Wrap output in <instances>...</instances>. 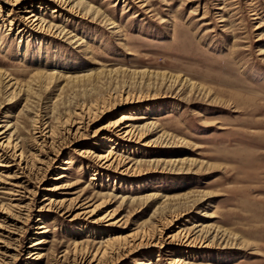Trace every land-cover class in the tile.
Instances as JSON below:
<instances>
[{
    "label": "rangeland",
    "instance_id": "rangeland-1",
    "mask_svg": "<svg viewBox=\"0 0 264 264\" xmlns=\"http://www.w3.org/2000/svg\"><path fill=\"white\" fill-rule=\"evenodd\" d=\"M30 1L68 33L0 0V264H264V0Z\"/></svg>",
    "mask_w": 264,
    "mask_h": 264
},
{
    "label": "bare ground",
    "instance_id": "bare-ground-1",
    "mask_svg": "<svg viewBox=\"0 0 264 264\" xmlns=\"http://www.w3.org/2000/svg\"><path fill=\"white\" fill-rule=\"evenodd\" d=\"M11 2L12 3V9L10 10V14H12L14 11L18 13V17H20L22 20V24L19 26V32L20 33H25L26 30H27V27L29 28H35V29H40L41 31L43 30H46V31H50L52 29H55L56 31L58 30L59 33H68L67 30H65V28L63 26H56L55 24L51 23V22H46L45 19H43L41 16H40V13L35 9V7L33 6V3L34 2H28V0H7V2ZM40 4H44V2H53V4H55V6L51 9V12L52 13H58L60 11V9L69 1L71 0H40ZM77 3V2H76ZM75 3V5H76ZM69 4V3H68ZM70 6V5H69ZM74 7V5H73ZM72 7L70 6V9ZM90 8L88 9V12L90 11ZM73 9V8H72ZM92 9V8H91ZM87 12V13H88ZM20 13V14H19ZM96 15H97V12H96ZM12 23V20L9 22V24ZM112 24V22L110 23ZM114 25V24H113ZM76 37V36H75ZM1 77V76H0ZM177 78V77H176ZM2 81V80H1ZM174 82V80H173ZM15 83V82H14ZM13 85V84H12ZM127 119L128 117L124 114L120 117V119L114 124V125H111L112 129H114L115 132H118L119 135H121V137H127L129 138V136L131 135V132L133 131V126L127 122ZM116 128H118L117 130H115ZM8 127L4 130V131H0V165H3L4 167H8L10 168L11 166H14V158L19 157V161L18 163L22 161V157H23V154H22V150L16 154V145H10L9 143V139L6 138V131H7ZM42 131V130H41ZM166 137L170 136L168 134L165 135ZM171 137V136H170ZM168 137V138H170ZM172 138V137H171ZM8 152H11L10 155H8L7 153ZM113 157V155H111L110 152L108 153H105V154H100L97 156V161H99L101 163V166L104 165V167H109V165H111L113 161H110V158ZM25 162V161H24ZM20 165V164H19ZM25 167V166H24ZM61 169H64V168H61ZM62 175H58L57 177H61ZM91 179H95L94 177H92ZM22 183V182H21ZM57 187L59 186H55L54 188L56 189ZM20 188V187H19ZM53 188V189H54ZM19 190V189H18ZM17 191V190H16ZM19 195V194H17ZM151 194H148L147 196H150ZM198 196V195H197ZM196 196V197H197ZM186 199H188L186 196L184 197ZM22 199V198H21ZM47 199V198H46ZM198 198H195L192 199L194 201H196ZM20 200V199H19ZM55 204V203H54ZM2 206V204L0 205ZM15 206V205H13ZM46 206H52V204L50 205V202L46 204ZM8 207V206H7ZM7 207H5V209L3 208L4 212L7 214L4 216V220L6 223L4 225L5 228L9 227L11 229H8L7 233L3 232V233H0V243L3 244V247H11L10 244L12 243H9V241H7V239L11 240V239H15V242H18L19 241V238L18 236L20 237V233L23 232V226H20V223L21 222V213L20 212H13L14 209H12L13 211L7 209ZM12 207V206H11ZM20 207V206H19ZM43 207V206H42ZM160 208V206H158V209ZM2 210V211H3ZM68 211V210H67ZM85 212H89L90 215L91 213H93V210H87ZM26 219V218H25ZM24 223V222H23ZM3 226V225H1ZM204 227V226H203ZM37 229L39 230H43L44 229V225L43 223H40L37 227ZM11 230V232H10ZM202 230V229H201ZM45 231V230H44ZM44 231H38L37 233H43ZM203 231V230H202ZM223 234H226L225 230L223 229ZM222 234V235H223ZM17 236V238H15ZM174 236L175 235H172V236H168L169 238H165L164 240H161V237H156L153 239V241L151 242L152 245H155V246H159V247H166V244H169L171 243V241L174 239ZM183 237L185 239V241L187 240L186 238H189L187 233L183 234ZM170 239V240H169ZM169 242H166L168 241ZM46 240L41 237L39 238L38 240H35L34 242L31 243V245L29 247H34L36 245H40L41 243L45 242ZM148 241V240H147ZM194 241V239H193ZM192 241V242H193ZM191 242V241H190ZM145 243V242H144ZM148 243V242H147ZM128 244H129V241H128ZM143 243L142 241H138L135 245V247H138V246H141ZM17 245V244H16ZM131 245V244H130ZM133 245V243H132ZM134 247V246H133ZM2 248V247H1ZM107 248V247H106ZM4 249V248H3ZM9 251V250H8ZM105 252V249L101 252V254H104ZM4 253V251L2 252ZM34 253V252H33ZM31 252V254H33ZM4 255V254H3ZM7 255V254H6ZM40 257V255H39ZM6 264V263H5ZM10 264V263H8Z\"/></svg>",
    "mask_w": 264,
    "mask_h": 264
}]
</instances>
